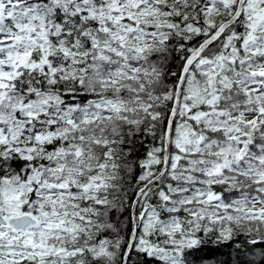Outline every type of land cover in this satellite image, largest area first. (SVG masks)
Here are the masks:
<instances>
[{"label":"snow or ice","instance_id":"obj_1","mask_svg":"<svg viewBox=\"0 0 264 264\" xmlns=\"http://www.w3.org/2000/svg\"><path fill=\"white\" fill-rule=\"evenodd\" d=\"M0 264H264V0H0Z\"/></svg>","mask_w":264,"mask_h":264},{"label":"trees","instance_id":"obj_2","mask_svg":"<svg viewBox=\"0 0 264 264\" xmlns=\"http://www.w3.org/2000/svg\"><path fill=\"white\" fill-rule=\"evenodd\" d=\"M229 253H232V249H230V248L221 249L220 251H218L214 254V259H218L221 261H227L229 259H235V254L232 253V255L230 256Z\"/></svg>","mask_w":264,"mask_h":264}]
</instances>
